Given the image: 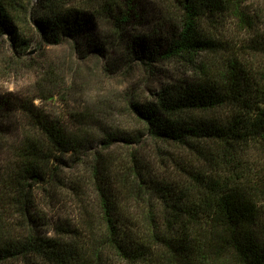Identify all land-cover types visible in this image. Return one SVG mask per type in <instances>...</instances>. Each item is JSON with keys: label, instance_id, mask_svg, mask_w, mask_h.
<instances>
[{"label": "trees", "instance_id": "trees-1", "mask_svg": "<svg viewBox=\"0 0 264 264\" xmlns=\"http://www.w3.org/2000/svg\"><path fill=\"white\" fill-rule=\"evenodd\" d=\"M163 1L177 15L143 31L147 0L38 1L31 19L45 45L151 72L182 62L193 75L130 98L137 128L105 129L99 143L44 105L57 88L42 105L0 98V144L15 112L24 128L0 169V264H264V64L244 57L264 56V33L234 58L218 32L229 20L253 32L248 0ZM19 7L0 0V38L11 36L16 55L33 43ZM46 77L56 82L53 70ZM60 194L78 217L52 226L44 208Z\"/></svg>", "mask_w": 264, "mask_h": 264}, {"label": "rangeland", "instance_id": "rangeland-1", "mask_svg": "<svg viewBox=\"0 0 264 264\" xmlns=\"http://www.w3.org/2000/svg\"><path fill=\"white\" fill-rule=\"evenodd\" d=\"M18 1L24 6L18 9L20 20L26 19L29 22L27 24L23 21L22 29L27 32L33 43L26 54L16 55L11 36L5 34L0 38V98L9 100L16 109L21 102L29 100H34L36 105H42L43 102L38 99L39 95L46 90L51 91L57 88L58 94L54 102H47L44 105L58 116H62L72 132L81 129L83 123L85 125L83 131L88 129L94 143H99L105 129L130 132L137 128L135 119L128 111L130 98H150L152 93L160 90L163 85L178 82L193 75L190 71L191 67L183 65L182 62L161 63L151 72L141 65L127 66L122 62H113L94 55L82 56L75 52L71 42L45 45L37 33V28L35 29L34 20L31 19L39 0ZM82 1L84 0H67L74 4ZM147 1L148 25L140 27V31L153 27L159 20H172L171 17L174 18L177 15L175 11H170L171 7L163 0ZM247 5V13L258 23L251 34L237 20L225 22L219 34L216 33L220 39L229 42L230 52L234 58H239V53L243 49L242 45L247 40L253 38L257 32L264 33L263 28L258 27L261 22L264 23V0H248ZM244 57H248L249 61L246 62L255 67L264 64V56L261 53H250L249 56L245 54ZM207 58L208 55H202L199 60ZM213 68L219 69L220 63ZM52 70L55 73L56 82L44 85V81L48 79L46 74ZM56 83H58L57 87ZM75 113L88 116L79 123L73 117ZM22 119L21 113L15 112L10 126L6 129L5 141L0 144V169L4 161L12 158L14 147L23 135ZM116 149L119 150L121 147L116 146ZM57 200L59 202H55L53 207L44 208L48 214L44 222H52L53 226L56 217L77 219V209L69 196L60 194ZM46 227L49 226L39 228V231H49L48 236L54 235L52 227Z\"/></svg>", "mask_w": 264, "mask_h": 264}]
</instances>
